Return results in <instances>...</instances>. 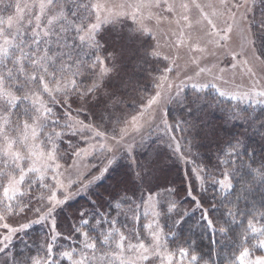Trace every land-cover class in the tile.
<instances>
[{
  "label": "snow or ice",
  "instance_id": "snow-or-ice-1",
  "mask_svg": "<svg viewBox=\"0 0 264 264\" xmlns=\"http://www.w3.org/2000/svg\"><path fill=\"white\" fill-rule=\"evenodd\" d=\"M0 12L10 13L0 15V264H216L211 256L204 259L183 247L169 249L167 236L176 233L171 228L165 233L159 218L172 220L175 228L187 213L179 211L176 200L162 203L161 193L145 189L146 173L137 172L138 185L110 197L106 211L91 201L92 208L78 212L67 236L58 231L57 212L109 171L115 151L131 153L132 134L144 125L170 131V103L191 116L201 110V93L212 88L220 97L252 106L251 111L228 109L231 119L264 129V0H0ZM125 20L133 25L126 36L101 43L104 25L111 32ZM145 36L155 41L147 56L165 62L158 90L130 122L109 129L110 108L122 101L107 81L118 57L125 50L135 55L131 46ZM120 41L125 43L119 54L115 47L104 57L98 54ZM189 84L191 97L181 96ZM255 106H262L259 113ZM82 113L92 119L85 123ZM77 137L87 146L73 143ZM97 144L111 154L98 176L86 174L81 165ZM241 144L229 142L218 157V175L194 169L201 193L210 184L225 207L219 227L207 210L201 218L213 236L218 232L235 246L224 264H264V193L259 208L249 200L254 187L264 188V159L256 166L253 150L245 160ZM192 199L203 208L196 196ZM141 213L154 217L146 234L135 227ZM120 216L132 221L127 231L126 225L117 226ZM34 224L49 228L40 246L43 255L18 257L11 251L13 239ZM62 239L72 243L64 247Z\"/></svg>",
  "mask_w": 264,
  "mask_h": 264
},
{
  "label": "trees",
  "instance_id": "trees-1",
  "mask_svg": "<svg viewBox=\"0 0 264 264\" xmlns=\"http://www.w3.org/2000/svg\"><path fill=\"white\" fill-rule=\"evenodd\" d=\"M8 14L10 13L0 12V15L6 16ZM110 27L102 28L100 35L104 39L101 43L106 40L118 41L121 35L118 28L115 27V30L110 32L108 31ZM135 43L140 44V46L145 45L143 39L137 40ZM114 45L116 43L106 44V50L98 54L101 57L106 56L108 52L112 51ZM118 50H120V47ZM124 52V57L116 61V67L120 69V73H118V76L113 74L110 80L107 81L112 88L118 91L119 99L122 101L116 108H110L112 119L107 125L109 129L112 127L118 128L123 116L128 115L134 109L136 110L140 98L146 97L150 89L146 73L153 68L154 63L145 58L143 60L139 58L138 60L136 54H130L127 50ZM117 53L119 54L118 51ZM191 95L192 92L187 91L184 96L191 97ZM201 96V110L191 116L179 104L173 110L171 107L168 109V119L170 121H175L174 119L177 116H181L183 119L179 120V124L173 122V126L177 128H173L172 135L180 138L179 147L181 153L185 152L184 157H188L194 168H206L209 172L218 175V157L223 156V151L228 148L230 141L234 143L236 139H239L242 142L240 151L243 158L247 160L245 153H252L255 150L256 166H258L260 161L264 159V139H262L264 129H259L258 124L250 126L241 121L233 120L228 113V109H235L237 106L239 108L247 107L251 111L252 106L222 99L210 90L202 92ZM75 107L76 105H73V108ZM260 110V106L256 107L257 113ZM79 118L87 123L92 119L87 113H82ZM117 119L120 122L119 124H117ZM185 121L195 123L196 127H190L189 124L184 123ZM77 139L73 138V143L81 144V141ZM153 140L135 150L134 158H132V161H135L134 164L129 162V158L123 153L120 152L116 155V162L108 171L110 174L97 181L89 194L80 197L70 207L75 212L74 209L78 207L79 203L83 202L90 210L92 208L91 201H95L97 207H100L102 211H106L110 197L117 196L125 188H131L134 183L138 185L137 172L146 173L145 189L151 187L154 191L161 193L162 203L165 200H176L179 211L187 213L184 222L175 228L172 227V220L161 216L165 232L167 233L171 228L176 233L175 236H167L168 246L175 250L183 247L204 259L211 256L216 264H224L226 259L232 258L235 246L231 242L222 240L218 232L213 236L212 232L206 228V222L201 218L202 211L207 210L208 217L213 220L217 227L223 223L225 207L214 198L215 188L208 184L206 185L208 191L201 193L200 184L197 186L191 178L189 179L191 175L186 161L169 150H161ZM165 189H175L174 195L168 196L164 191ZM189 191L192 192V196H196L201 201L203 208L196 207L192 196L188 195ZM262 193H264V188L256 186L249 195V200L254 201L257 208L260 206ZM213 204L216 207H213ZM240 206L245 207L243 200L240 201ZM60 215L62 224L69 226L73 213L62 210ZM171 215L176 218L175 213ZM130 223L132 224L130 217L120 216L117 226L124 228L125 225L130 226ZM233 227L237 226L234 225ZM237 230L239 231V229ZM44 235L45 233L39 232L36 227L31 228L25 237L18 242L16 255L26 257L34 255L35 250L39 252L40 249L35 248L38 247ZM213 239L217 243L213 244Z\"/></svg>",
  "mask_w": 264,
  "mask_h": 264
},
{
  "label": "rangeland",
  "instance_id": "rangeland-1",
  "mask_svg": "<svg viewBox=\"0 0 264 264\" xmlns=\"http://www.w3.org/2000/svg\"><path fill=\"white\" fill-rule=\"evenodd\" d=\"M12 2H14V0H12ZM106 26H109V25H104L102 28H104ZM115 27L118 28L119 34L126 36L127 33H128V31H129V29L131 27H133V25H132V23H131L130 20H125V21H123V23L117 24ZM165 27H167V25H165ZM141 39H143V41L145 42V45L143 44V46H140V44L135 43L132 46H133V48L136 49V55L135 56H136V58L138 60H139V58H142V60H143V58H145V59H149L150 62H153L154 63L153 68L149 69V72L146 73L147 79L149 80V87H150V89H149V92H148V94H147L146 97L140 98L139 103L137 105V109L136 110L134 109V111H130L128 115H124L123 116V118L121 120V123L119 124V127H123L125 122H130L132 120V117L133 116H137L139 114V112L144 108V106L148 103V100L152 96L155 95L156 91L158 90L156 85L159 82V78H160V76L162 75V72H163V68H164L165 62H163V61H159L158 62L156 59H154L152 57H149L146 54V50H150V46L153 45L155 43V41H153L150 37H147V36L141 37L139 40H141ZM124 43H125L124 41H120L119 44L116 43V45H114L113 47L116 48V51L120 52V50H118L119 47H120V44H124ZM113 47H112V49H113ZM124 54H125V52L123 53L122 56H119L118 60H120L122 57H124ZM111 63L112 62L109 61V64H111ZM118 73H120V69L116 67V71L113 74L115 76H118ZM168 75H169L170 78L171 77H174L175 76V72L170 73ZM236 81L238 83L240 82V77L239 76L236 77ZM177 83H179V81H177ZM207 90H210L212 93L218 95V93L215 91V89L208 88ZM187 91H190V92L193 91L191 89V87H190V84L187 87H185V89L181 93V96H184ZM220 98L225 99V100H229L226 97H220ZM230 101H232V102H239V101H235V100H230ZM239 103H241V104H243L245 106L248 105L247 102H239ZM176 105H177V103H175V102L174 103H170V104H168L166 106V110L168 111V109L170 107L173 110ZM255 107H258V106H255ZM260 107H262V106H260ZM181 119H182L181 116H177V118L174 119L175 121H172V120L170 121V119H168L169 124L172 125V129L170 131H168L167 133H165L162 130V126H161V128H157L155 126V124H153L151 126L144 125L140 129V132L139 133H133L132 134V135L135 136V147L132 150V152L129 153V152L125 151L124 148H120L119 150L115 151V156L118 155L121 152L127 158H129V162H133V164H134L135 161L134 160L132 161V158H134V152H135V150L137 148L141 147V146L146 145L148 141H152L154 139L153 141L155 142V144L159 145V147L161 148V150H169L171 153L177 154V156H179L180 158H182V159H184L186 161V164L188 165V171H189V173L191 175L189 177V179L191 178L194 181L195 185L199 186L200 181L197 179V176H196V174L194 172V169H196V168L193 167V164L191 163V161L188 160V157H184L185 152L184 153H181L180 150L179 151H176V147H177V145H179L180 138L178 136H177V138L175 136H173L172 135V130H173V128H177L176 126H173V124L175 122H177L176 124H179L178 122H179V120L181 121ZM85 123H87V122H85ZM142 137H143V140H141ZM77 138H74V139H77ZM77 140H79V139H77ZM129 142H131V141H129ZM99 143H103V141H100ZM81 145H82V147H86L87 146V145H84L82 142H81ZM106 155L111 156V154L103 153L100 150V148H99V144H97V148L95 150H93L90 155H88L87 157H85L81 161V165H82V168L85 171V173L87 174L88 172H91V175L98 176L100 174V170L103 169L107 165V159L105 158ZM69 162H71V161H69ZM109 174H110V172L109 173L108 172L105 173V175L101 179H103L105 176H108ZM89 178H91V177H89ZM189 181H188V183L190 184ZM95 185H96V183L88 191L80 192L78 195L74 196L67 203V205H65L62 209H59L58 210V212H57L58 231H60L63 236H67L69 234V228H70V226L72 224H74V223H77V221L75 220V217L78 215V212L80 210H89V208L87 207V205L85 203H83V202L79 203L78 207L74 209V210H76L75 212L73 211V208L70 207V205H72L73 202L79 200L80 197H83L84 195L89 194V191ZM145 194L147 195L146 192H145ZM62 210H64V211L67 210V212L73 213V216L71 217V223H70L69 226H67L65 224H62V222L60 221V216H61L60 215V212H62ZM29 218L30 219H34L35 217L32 216V214L30 213L29 214ZM153 219H154V217H152L151 215L144 216L141 213V219H140V221L138 223H136L135 227L137 229L141 230V231H144L145 234H146L145 225L148 224V223H150V222H152ZM20 222H25V221H20ZM159 222H160L161 226L163 227L162 222H161V217L159 218ZM13 223H16V221H13ZM33 227H36L39 232L45 233V235L42 236V240L39 242L38 247H36L35 249H40V246L45 243V241H46V239L48 237V234H49L48 225L47 224H34L29 229L25 230V232L19 233V234H17L14 237V239H13V245L11 247V251L14 254H16L15 252H16V249H17V246H18L17 245L18 242H20V240H22V238L25 237L26 233H28L29 230L31 228H33ZM131 227H132V224L130 226H127V228H125L124 230L127 231ZM59 243H61L64 247H67L69 244L72 243V241H70V240H63L62 239ZM169 249L172 250L173 252H176L177 251V250L172 249L170 247H169ZM37 255H43V252L41 250L39 252H36V250H35L34 255H31V256H37ZM176 259L179 260V255L178 254H177ZM64 264H67V262L65 261ZM184 264H187V260H185Z\"/></svg>",
  "mask_w": 264,
  "mask_h": 264
}]
</instances>
